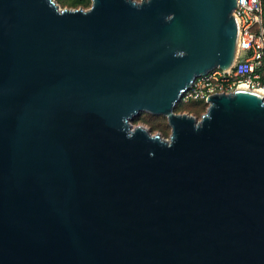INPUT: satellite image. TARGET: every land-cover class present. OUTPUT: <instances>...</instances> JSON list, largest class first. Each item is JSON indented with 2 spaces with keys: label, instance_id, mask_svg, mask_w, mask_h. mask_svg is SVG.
<instances>
[{
  "label": "water",
  "instance_id": "obj_1",
  "mask_svg": "<svg viewBox=\"0 0 264 264\" xmlns=\"http://www.w3.org/2000/svg\"><path fill=\"white\" fill-rule=\"evenodd\" d=\"M235 6L0 0V264H264V91L174 112L234 63Z\"/></svg>",
  "mask_w": 264,
  "mask_h": 264
},
{
  "label": "built area",
  "instance_id": "obj_2",
  "mask_svg": "<svg viewBox=\"0 0 264 264\" xmlns=\"http://www.w3.org/2000/svg\"><path fill=\"white\" fill-rule=\"evenodd\" d=\"M233 14L237 24V56L227 70L214 68L196 77L181 99L199 100L215 93L233 91L237 86L264 91V25L261 0H236ZM243 53V58L240 55Z\"/></svg>",
  "mask_w": 264,
  "mask_h": 264
},
{
  "label": "rangeland",
  "instance_id": "obj_3",
  "mask_svg": "<svg viewBox=\"0 0 264 264\" xmlns=\"http://www.w3.org/2000/svg\"><path fill=\"white\" fill-rule=\"evenodd\" d=\"M56 3L62 8H82L87 9L91 5V0H55ZM74 2H77L74 4ZM243 58V53L240 55V59ZM197 101V100H196ZM205 101V100H204ZM189 103L195 102L188 101ZM188 102L182 101L180 99L174 105L175 113H186L193 116L196 120H199L201 115L205 113L208 108V102L205 101L197 106H189ZM133 125H141L146 127V129L151 134H160L163 138H167L170 135L171 127L167 121V118L163 115H155L149 112L142 111L136 115L132 120Z\"/></svg>",
  "mask_w": 264,
  "mask_h": 264
},
{
  "label": "trees",
  "instance_id": "obj_4",
  "mask_svg": "<svg viewBox=\"0 0 264 264\" xmlns=\"http://www.w3.org/2000/svg\"><path fill=\"white\" fill-rule=\"evenodd\" d=\"M80 2H82V1L80 0ZM76 3L77 2H74V4H76ZM261 5H262V11H263V25H264V0H261ZM203 102H205L204 99H199L197 101L195 100V102H192V103L188 102L187 105H189V106H197V105L202 104Z\"/></svg>",
  "mask_w": 264,
  "mask_h": 264
},
{
  "label": "bare ground",
  "instance_id": "obj_5",
  "mask_svg": "<svg viewBox=\"0 0 264 264\" xmlns=\"http://www.w3.org/2000/svg\"><path fill=\"white\" fill-rule=\"evenodd\" d=\"M241 87H246V86L243 85V86H241Z\"/></svg>",
  "mask_w": 264,
  "mask_h": 264
}]
</instances>
